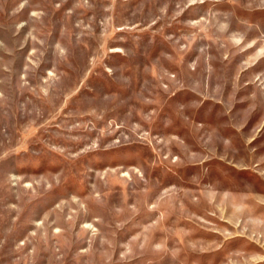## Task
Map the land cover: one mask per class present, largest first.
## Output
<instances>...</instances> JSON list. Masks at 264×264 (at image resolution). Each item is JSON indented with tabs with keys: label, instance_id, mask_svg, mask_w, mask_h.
Segmentation results:
<instances>
[{
	"label": "rangeland",
	"instance_id": "rangeland-1",
	"mask_svg": "<svg viewBox=\"0 0 264 264\" xmlns=\"http://www.w3.org/2000/svg\"><path fill=\"white\" fill-rule=\"evenodd\" d=\"M0 264H264V0H0Z\"/></svg>",
	"mask_w": 264,
	"mask_h": 264
}]
</instances>
